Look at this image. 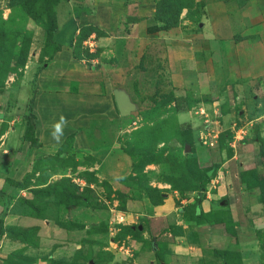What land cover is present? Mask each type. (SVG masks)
Masks as SVG:
<instances>
[{
  "label": "rangeland",
  "instance_id": "rangeland-1",
  "mask_svg": "<svg viewBox=\"0 0 264 264\" xmlns=\"http://www.w3.org/2000/svg\"><path fill=\"white\" fill-rule=\"evenodd\" d=\"M204 1L154 0L137 26L128 0H74L103 22L74 56L117 113L113 89L135 104L99 158L72 136L30 157L34 79L17 59L54 52L56 0H0V264H264V0Z\"/></svg>",
  "mask_w": 264,
  "mask_h": 264
},
{
  "label": "crops",
  "instance_id": "crops-1",
  "mask_svg": "<svg viewBox=\"0 0 264 264\" xmlns=\"http://www.w3.org/2000/svg\"><path fill=\"white\" fill-rule=\"evenodd\" d=\"M243 1H246L244 4L260 2V0L259 2L257 0ZM194 2H200V0H194ZM205 2L207 4L208 1ZM211 3L210 0L207 5ZM152 5L154 0H128V13L140 17L135 25L146 26L145 19L150 20L151 12L149 14V11L154 9ZM61 6L64 9L65 23L59 18ZM112 10L107 9L106 15L110 16ZM119 10H122V7ZM55 13L54 52L42 65L39 60L34 61L35 57H32L24 67L22 82L25 84L34 79L30 116L36 144L27 143L28 152L30 157L54 154L61 148L67 137L72 136V152L78 156L91 154L105 158L114 149L104 147L102 135L106 131V125L116 119L119 112L117 113L116 109L110 106L106 87L103 88L100 80H93L92 71L84 64V59L74 56L73 53V45L80 29L91 21L101 26L102 18L92 17L84 11L75 12L74 0H60L55 5ZM253 13V18L256 17L258 22L259 13ZM169 31L160 28L158 32L156 31L157 33L154 32L150 36ZM130 32L128 37L131 35ZM61 116H64L67 122L62 125V133L57 140L53 136L54 125L60 122ZM95 138L97 144L93 142ZM236 241L234 240V243ZM251 244L252 242L249 241L248 245Z\"/></svg>",
  "mask_w": 264,
  "mask_h": 264
},
{
  "label": "water",
  "instance_id": "water-1",
  "mask_svg": "<svg viewBox=\"0 0 264 264\" xmlns=\"http://www.w3.org/2000/svg\"><path fill=\"white\" fill-rule=\"evenodd\" d=\"M113 97L120 115H127L135 108V104L126 91L115 88L113 89ZM186 150H188V146H186Z\"/></svg>",
  "mask_w": 264,
  "mask_h": 264
},
{
  "label": "trees",
  "instance_id": "trees-1",
  "mask_svg": "<svg viewBox=\"0 0 264 264\" xmlns=\"http://www.w3.org/2000/svg\"><path fill=\"white\" fill-rule=\"evenodd\" d=\"M59 1H60V0H56V2H55L54 5H56ZM51 21H52L51 24L44 23V24H43V27H44V29H45V34H46V38H47V40H48V41H51V42L54 44V42H53V33H54V31L56 30V13H55V11H53V13H52ZM17 64H18V66H19L22 70H24V67H25L26 62H24V61L21 62V58H18V59H17ZM13 72L16 73L17 75H22V74H20V72H18L16 69H14ZM0 86H2L1 83H0ZM30 102H32V98L30 99ZM30 118H31V120H32V117H31V116H30ZM30 128L32 129V137H31L30 139H28V140H29V141L32 140L31 143H32V144H36V143H35V137H34V135H33V124H32V123H30Z\"/></svg>",
  "mask_w": 264,
  "mask_h": 264
},
{
  "label": "clouds",
  "instance_id": "clouds-1",
  "mask_svg": "<svg viewBox=\"0 0 264 264\" xmlns=\"http://www.w3.org/2000/svg\"><path fill=\"white\" fill-rule=\"evenodd\" d=\"M66 122H67L66 118L64 116H61L60 122L54 125L55 132L53 133V136L55 139L59 140L60 134L62 133V125L65 124Z\"/></svg>",
  "mask_w": 264,
  "mask_h": 264
}]
</instances>
